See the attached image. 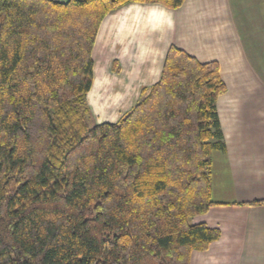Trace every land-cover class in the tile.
Returning a JSON list of instances; mask_svg holds the SVG:
<instances>
[{"label": "trees", "instance_id": "obj_1", "mask_svg": "<svg viewBox=\"0 0 264 264\" xmlns=\"http://www.w3.org/2000/svg\"><path fill=\"white\" fill-rule=\"evenodd\" d=\"M184 1L0 0V264H190L219 239L192 223L225 152L218 63L172 46L118 122L87 102L105 17Z\"/></svg>", "mask_w": 264, "mask_h": 264}, {"label": "crops", "instance_id": "obj_2", "mask_svg": "<svg viewBox=\"0 0 264 264\" xmlns=\"http://www.w3.org/2000/svg\"><path fill=\"white\" fill-rule=\"evenodd\" d=\"M249 14L245 0H185L175 10L130 4L105 17L92 50L87 102L105 112L99 124L118 122L158 83L172 46L201 64L219 65L226 92L216 108L225 152L212 154L214 206L192 223L217 229L220 237L207 251L192 252L190 264H264V55L257 48L264 42L259 25L246 22ZM101 87L117 95L102 109L89 98L99 97Z\"/></svg>", "mask_w": 264, "mask_h": 264}, {"label": "rangeland", "instance_id": "obj_3", "mask_svg": "<svg viewBox=\"0 0 264 264\" xmlns=\"http://www.w3.org/2000/svg\"><path fill=\"white\" fill-rule=\"evenodd\" d=\"M259 1L261 0H245L246 6L250 11L249 16L246 18V22L255 23L259 25L257 26V34L260 35L259 37L262 38L264 42V1H262L261 4H258ZM257 48L259 49L261 54L264 55L262 53V51L264 50V44L261 47H257ZM98 98L99 97L97 96L94 97V100L92 101L93 103L92 105L95 107L99 106V108L102 109L103 104L98 101ZM105 103H107V100L105 101ZM95 107H93L94 110H95ZM92 113L94 115L96 122L99 123V118H100L99 115L100 114L104 115L105 112H101V111L99 112L95 110V111H92ZM111 116H115V113H112Z\"/></svg>", "mask_w": 264, "mask_h": 264}, {"label": "bare ground", "instance_id": "obj_4", "mask_svg": "<svg viewBox=\"0 0 264 264\" xmlns=\"http://www.w3.org/2000/svg\"><path fill=\"white\" fill-rule=\"evenodd\" d=\"M106 83H107V81H106ZM100 90H101V92H100V95H99L98 101L101 102L103 105L106 104V103H105L106 100H107V102H108V100H109L110 98H111V99H115V98L117 97V95H113V94H111L108 88H105V87L103 88V87H101ZM91 99H92V95L90 96V105L93 104ZM103 121H105V120L103 119Z\"/></svg>", "mask_w": 264, "mask_h": 264}]
</instances>
